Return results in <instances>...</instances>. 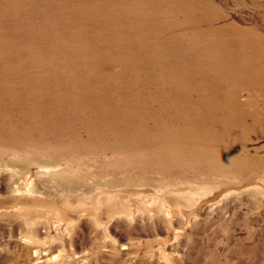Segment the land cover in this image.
Instances as JSON below:
<instances>
[{
    "label": "rangeland",
    "instance_id": "1",
    "mask_svg": "<svg viewBox=\"0 0 264 264\" xmlns=\"http://www.w3.org/2000/svg\"><path fill=\"white\" fill-rule=\"evenodd\" d=\"M0 264H264V0H0Z\"/></svg>",
    "mask_w": 264,
    "mask_h": 264
},
{
    "label": "bare ground",
    "instance_id": "2",
    "mask_svg": "<svg viewBox=\"0 0 264 264\" xmlns=\"http://www.w3.org/2000/svg\"><path fill=\"white\" fill-rule=\"evenodd\" d=\"M139 73L141 74V72L139 71ZM236 124H242V122L241 121H238V122H235V125ZM103 128V127H102ZM211 135L209 136V139H208V141L207 142H205L207 145H211L212 143H213V141L218 137V136H220V135H222V134H226L228 131H221V132H218V131H216L214 128H212L211 129ZM191 135H192V137L194 138V140H196V141H202L201 140V138L198 136V134L197 133H195V132H193V133H191ZM102 137V136H101ZM115 141H118L117 139H115ZM166 142H173V139L172 138H170L169 140H167ZM165 142V143H166ZM218 143L219 142H216V143H214L213 145H211V147L207 150V152L205 153V160L203 161V163L204 164H208L210 161H211V163H213L216 159L218 160L219 158L216 156V154L213 152L214 151V148H216L217 147V145H218ZM204 144H201V146H203ZM198 147H200V146H198ZM153 149V148H152ZM173 150V149H172ZM174 151V150H173ZM144 153H147L146 151L144 152ZM157 153V152H156ZM148 154V153H147ZM158 154V153H157ZM136 155V154H135ZM151 156H153V155H151ZM140 157V156H139ZM144 157V156H143ZM160 158V157H159ZM144 159H146V158H144ZM143 159V160H144ZM155 159V158H154ZM158 159V158H157ZM156 159V160H157ZM136 161V160H135ZM139 161V160H138ZM132 162V161H131ZM143 162H145V161H143ZM133 163V162H132ZM148 163V162H147ZM154 164V163H153ZM148 165H150V164H148ZM159 165L160 166H162L163 165V161L162 160H160L159 159ZM119 166V165H118ZM159 166V167H160ZM126 167H128V166H126ZM142 167V166H141ZM151 167V166H150ZM154 167V166H153ZM117 168V167H116ZM119 168V167H118ZM117 168V169H118ZM124 168V167H123ZM138 168V167H137ZM117 169H115V170H117ZM151 169V168H150ZM161 169H163V168H161ZM170 169V168H169ZM152 170V169H151ZM156 170V169H155ZM158 172V171H157ZM156 172V173H157ZM143 173V172H142ZM161 173V172H160ZM143 175H144V173H143ZM145 176V175H144ZM147 176V175H146ZM149 177V176H148ZM165 194V193H164ZM160 202V201H159ZM162 204V203H161ZM161 206V205H160ZM163 206V205H162ZM164 207V206H163ZM161 208V207H160ZM166 209V208H165ZM164 210V209H163ZM171 214V213H170Z\"/></svg>",
    "mask_w": 264,
    "mask_h": 264
}]
</instances>
